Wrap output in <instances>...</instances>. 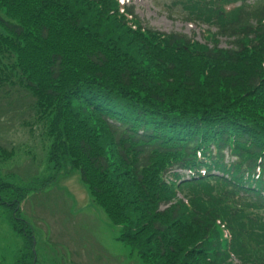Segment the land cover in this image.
<instances>
[{"label": "trees", "instance_id": "obj_1", "mask_svg": "<svg viewBox=\"0 0 264 264\" xmlns=\"http://www.w3.org/2000/svg\"><path fill=\"white\" fill-rule=\"evenodd\" d=\"M182 1L204 42L123 0H0V90L31 98L54 176L78 170L144 264H264V0ZM27 193L0 177L17 264H37Z\"/></svg>", "mask_w": 264, "mask_h": 264}, {"label": "rangeland", "instance_id": "obj_2", "mask_svg": "<svg viewBox=\"0 0 264 264\" xmlns=\"http://www.w3.org/2000/svg\"><path fill=\"white\" fill-rule=\"evenodd\" d=\"M133 8L143 26L179 32L204 42L207 24L186 18L182 0H123ZM256 6L258 0H245ZM239 4V2H237ZM210 30L215 31V27ZM219 47H229L219 37ZM19 87L0 90V144L15 152L0 162V177L28 188L21 202V216L33 228L37 264H144L127 244L117 239L113 224L91 198L79 171L55 175L47 161V140L29 116L31 98ZM2 158V157H1ZM48 185L42 187L45 180ZM178 197H181L178 194ZM23 239L12 227L11 212L0 204V264H17Z\"/></svg>", "mask_w": 264, "mask_h": 264}]
</instances>
